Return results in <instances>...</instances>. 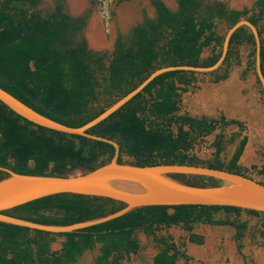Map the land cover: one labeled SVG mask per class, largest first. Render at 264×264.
Instances as JSON below:
<instances>
[{"label": "trees", "instance_id": "obj_1", "mask_svg": "<svg viewBox=\"0 0 264 264\" xmlns=\"http://www.w3.org/2000/svg\"><path fill=\"white\" fill-rule=\"evenodd\" d=\"M40 1L0 0V87L34 110L69 126L85 124L157 68L214 64L224 37L216 30V18L227 28L241 17L257 27L264 75V0H255L252 8L242 9L230 8L217 0H176L178 7L173 11L162 0H151L157 16L145 17L128 33L119 34L109 55L88 48L83 16L67 13L58 1L49 14H42L35 8ZM241 45L248 47L245 73L255 69L254 37L242 25L231 34L222 64L209 72L214 76L212 82L227 77L228 67L239 61ZM205 48L211 49L210 54L202 58ZM223 65L224 70L219 73ZM195 73L170 70L157 75L86 132L115 140L119 145L118 162L204 165L251 177L238 164L246 135L241 136L226 162L220 158L224 150L222 133L213 141L212 159L201 160L191 153L193 145L217 125L239 128L238 133L229 136L230 143L244 128L242 121L223 114L212 118L179 113L182 93L191 86L197 88ZM261 92L264 93L263 87ZM113 153L114 147L108 142L35 124L0 101L2 167L22 174L67 175L75 169L92 170L110 161ZM123 155L129 160L124 161ZM6 176L8 173L0 169V179ZM172 177L193 185L222 183L207 175L175 173ZM124 206L122 201L97 195L56 193L3 213L43 224L68 225L106 216ZM220 211L226 218L215 219ZM242 211L264 214L229 205H146L100 223L57 233L0 221V264H71L85 251L94 249V264H122L140 250L135 235L138 230L151 235L157 244L152 264H177L179 258L190 257L182 249L183 243L178 245L171 235L159 233L162 227L181 226L188 231L189 242L200 244L203 236L192 231L193 224L229 225L241 248L247 228L246 222L239 219ZM57 237L63 238L60 247L52 249Z\"/></svg>", "mask_w": 264, "mask_h": 264}, {"label": "rangeland", "instance_id": "obj_2", "mask_svg": "<svg viewBox=\"0 0 264 264\" xmlns=\"http://www.w3.org/2000/svg\"><path fill=\"white\" fill-rule=\"evenodd\" d=\"M56 1L61 2L64 11L72 15L86 11L87 17L83 32L84 30L86 33L88 32V26L90 32L92 21H97L104 43L97 47L92 44L90 38L92 47L96 49H107L112 44L113 36L116 33L126 34L128 29L140 20L142 12L147 16L153 15L149 0H83V6L81 5L77 10L72 7L73 0H41L35 8L42 14H49ZM163 1L170 8H176V0ZM217 1L223 2L231 8H252L255 0ZM123 8H128V15L123 13ZM215 25L218 34L224 35L227 25L217 18ZM262 28L264 34V26ZM210 50V48H205L201 57L205 58L209 55ZM247 60L248 47L241 45L239 61L233 62L228 67L225 79L212 82L214 76L209 72L196 71L194 85L197 88L191 86L182 93L179 113L187 112L192 116L212 118L223 114L228 119L234 118L242 121L244 128L234 142L230 143L228 138L232 133H238L239 128L236 125L226 127L217 125L210 134L200 138L193 145L191 153L201 160L212 159L215 150L213 141L217 134L222 133L224 135V150L220 153V158L226 162L235 151L241 136L246 135L245 151L249 152L255 162V168L244 163L240 165L247 169L249 176L264 181V154L262 153L264 149V93L261 92L262 86L255 69L245 73ZM224 67L223 65L219 69V73L223 72ZM204 101L206 107L203 105ZM101 103H103V99ZM252 148L255 150L254 155L251 153ZM122 159L126 161L129 160V157L123 155ZM79 170L75 169L73 172ZM233 217L231 215L230 218ZM214 218L224 219L226 215L220 211L214 215ZM239 219L245 221L247 225L241 239V248L237 246L234 228L229 225L193 224L192 231L203 236V241L200 244L189 242L187 240L188 231L181 226L162 227L159 233L171 235L178 245L183 243L182 249L190 258L187 260L179 258L177 264H264V214L257 216L242 211L239 214ZM135 235L140 243V250L136 254H130L122 261V264H152V257L158 248L157 244L151 235H146L141 230L136 231ZM62 239V237H57L51 245L52 249H58ZM96 254L97 249L85 251L71 264H94L93 259Z\"/></svg>", "mask_w": 264, "mask_h": 264}, {"label": "water", "instance_id": "obj_3", "mask_svg": "<svg viewBox=\"0 0 264 264\" xmlns=\"http://www.w3.org/2000/svg\"><path fill=\"white\" fill-rule=\"evenodd\" d=\"M242 25L247 26L253 34L255 41V72L261 86L264 88V75L260 68V36L257 27L244 17H241L227 28L223 37L220 56L214 64L210 66L168 65L157 68L135 88L115 100L97 116L78 127L63 124L34 110L0 87V101L25 119L56 131L84 135L108 142L114 147V153L110 161L92 170H79L67 175L22 174L0 166L1 170L8 173V176L0 179V221L57 233L100 223L133 208L146 205H229L264 212V183L253 177L204 165L185 163L136 165L118 162L119 145L115 140L86 132L88 128L105 119L140 92L154 77L163 72L170 70L210 72L217 69L226 55L231 34ZM116 35L117 33L113 36L114 39ZM83 36L88 48L92 51H105L109 55L113 50L114 39L107 49H96L90 45L85 30ZM175 173L207 175L220 179L222 183L211 186L188 184L173 178L172 175ZM56 193L97 195L122 201L125 206L106 216L68 225L43 224L3 213L6 209Z\"/></svg>", "mask_w": 264, "mask_h": 264}, {"label": "bare ground", "instance_id": "obj_4", "mask_svg": "<svg viewBox=\"0 0 264 264\" xmlns=\"http://www.w3.org/2000/svg\"><path fill=\"white\" fill-rule=\"evenodd\" d=\"M83 4V0H73L72 1V7L73 9L77 10L81 7V5ZM83 6V5H82ZM127 7V6H126ZM122 11V10H121ZM128 8H123V13L128 15ZM133 14V13H132ZM91 29H90V32H89V26H88V32H87V37H88V40L90 42V38H91V42L93 45H97L98 46H101L103 43H104V38L102 37L101 33H100V30H99V26H98V23L96 20H93L92 23H91ZM90 35V37H89ZM91 43L90 45L93 46ZM205 97V96H204ZM203 97V98H204ZM203 100V99H202ZM203 105L204 107H206V102L204 101L203 102Z\"/></svg>", "mask_w": 264, "mask_h": 264}, {"label": "flooded vegetation", "instance_id": "obj_5", "mask_svg": "<svg viewBox=\"0 0 264 264\" xmlns=\"http://www.w3.org/2000/svg\"><path fill=\"white\" fill-rule=\"evenodd\" d=\"M163 1V0H162ZM149 2H150V5H151V7H152V9H153V15L152 16H147L144 12H142L141 13V18H140V20L139 21H137L136 23H134L133 25H135V24H137V23H139V22H142L143 20H144V18L145 17H147V18H155L156 16H157V13H156V8L152 5V3H151V0H149ZM164 2V1H163ZM61 3V2H60ZM164 4L170 9V10H175V9H172V8H170L165 2H164ZM61 5L63 6V4L61 3ZM176 5H177V7H178V4H177V2H176ZM64 7V6H63ZM70 14V13H69ZM87 13H86V11L84 10V11H82V12H80L79 14H77V15H79V16H83L84 17V19H85V23H86V17H87V15H86ZM72 15V14H71ZM132 25V26H133ZM131 26V27H132ZM130 27V28H131ZM130 28L128 29V31L130 30ZM128 31H127V33H128ZM120 33H117V35L115 36V39H114V42H113V47H114V43H115V40H116V38H117V36L119 35Z\"/></svg>", "mask_w": 264, "mask_h": 264}, {"label": "crops", "instance_id": "obj_6", "mask_svg": "<svg viewBox=\"0 0 264 264\" xmlns=\"http://www.w3.org/2000/svg\"><path fill=\"white\" fill-rule=\"evenodd\" d=\"M176 8H177V5H176ZM175 8V9H176ZM243 8V7H242ZM242 8H233V9H242ZM247 142V141H246ZM245 145H244V148H243V151H242V154L240 155V157H239V161H238V163L239 164H247L248 166H252V165H254L255 166V162L252 160V157H250V154H249V152H247V151H245ZM254 148H252L251 149V153L254 155L255 153H254ZM263 151V150H262ZM246 152V153H245ZM252 177V176H251ZM254 179H256V180H258V181H261V182H263L264 183V181H262V180H260V179H257V178H254Z\"/></svg>", "mask_w": 264, "mask_h": 264}]
</instances>
